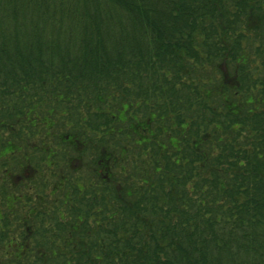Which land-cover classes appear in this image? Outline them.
<instances>
[{"label": "trees", "instance_id": "16d2710c", "mask_svg": "<svg viewBox=\"0 0 264 264\" xmlns=\"http://www.w3.org/2000/svg\"><path fill=\"white\" fill-rule=\"evenodd\" d=\"M36 124L114 170L0 211V264H264V0H0V173Z\"/></svg>", "mask_w": 264, "mask_h": 264}, {"label": "flooded vegetation", "instance_id": "af4514ba", "mask_svg": "<svg viewBox=\"0 0 264 264\" xmlns=\"http://www.w3.org/2000/svg\"><path fill=\"white\" fill-rule=\"evenodd\" d=\"M79 126V133H74L68 128L58 131L53 125H32L39 140L18 141L21 147L8 152L12 155L9 166L0 173V211L11 227L30 229L43 224L52 213L47 210L55 195L54 180L95 179L97 173L104 176L114 170L115 155L108 149L103 154L99 130L92 139ZM10 202L17 208L11 209ZM13 210L19 211L16 216Z\"/></svg>", "mask_w": 264, "mask_h": 264}, {"label": "rangeland", "instance_id": "374dc122", "mask_svg": "<svg viewBox=\"0 0 264 264\" xmlns=\"http://www.w3.org/2000/svg\"><path fill=\"white\" fill-rule=\"evenodd\" d=\"M63 132H66V131H63ZM126 141V140H125Z\"/></svg>", "mask_w": 264, "mask_h": 264}]
</instances>
